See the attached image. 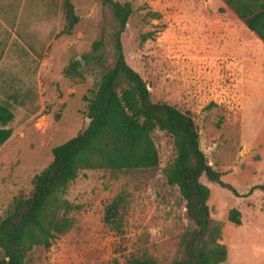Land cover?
<instances>
[{
    "label": "rangeland",
    "instance_id": "rangeland-1",
    "mask_svg": "<svg viewBox=\"0 0 264 264\" xmlns=\"http://www.w3.org/2000/svg\"><path fill=\"white\" fill-rule=\"evenodd\" d=\"M127 1L131 14L120 34L126 63L146 82L153 100L187 110L198 131L207 163L235 192L208 181L210 215L222 221L227 250L220 264H264V44L221 0ZM78 21L69 34L60 0H14L0 7V106L9 129L0 144V217L12 198L26 193L33 174L51 159V147L87 124L88 93L102 66L91 58L82 78L63 68L90 53V44L112 21L102 0H71ZM158 13L152 16L151 13ZM150 31L141 41L140 33ZM152 138L159 168L110 173L82 169L63 195L76 208L72 227L34 245L24 264H132L142 253L167 261L177 252L186 225L175 187L164 183L161 168L173 156L171 140L155 129ZM126 199L121 232L103 220L104 206ZM240 212V223L226 219Z\"/></svg>",
    "mask_w": 264,
    "mask_h": 264
},
{
    "label": "trees",
    "instance_id": "trees-1",
    "mask_svg": "<svg viewBox=\"0 0 264 264\" xmlns=\"http://www.w3.org/2000/svg\"><path fill=\"white\" fill-rule=\"evenodd\" d=\"M245 26L264 44V0H222ZM112 16L101 34L90 44V53L70 59L63 74L82 78V64L94 58L102 66L98 80L88 90L85 127L65 141L51 147V159L30 180L26 193L18 192L0 217V264H24L25 254L34 245L48 248L51 239L67 232L73 224L70 213L76 208L63 197L67 185L82 169H106L110 173L133 170L153 172L159 168L158 151L152 138L155 129L171 140L173 156L160 169L164 183L175 187L183 203L187 221L177 237V252L159 262L142 253L132 264H220L227 250L220 242L222 221L210 215L209 188L203 175L235 192L221 180V173L207 163L198 145V131L192 116L173 104L153 100L146 82L125 61L120 34L131 14L127 1L102 0ZM64 20L62 32L69 34L78 21L71 0H60ZM157 16L158 13H151ZM151 32L140 33L141 41ZM8 114L0 106V122ZM9 129L0 128V144ZM264 192V184H256ZM126 199L117 194L104 206L103 220L121 232ZM226 219L238 225L240 212L231 207Z\"/></svg>",
    "mask_w": 264,
    "mask_h": 264
},
{
    "label": "crops",
    "instance_id": "crops-1",
    "mask_svg": "<svg viewBox=\"0 0 264 264\" xmlns=\"http://www.w3.org/2000/svg\"><path fill=\"white\" fill-rule=\"evenodd\" d=\"M222 6L223 8H225L226 10H228V12L232 13L233 15L236 16V14L233 12V10L227 6L222 0ZM0 7H5L8 8L10 7V9H14V0H0ZM237 17V16H236ZM238 18V17H237ZM241 20V19H240ZM242 21V20H241ZM243 25L245 26L244 22L242 21ZM251 31V30H250Z\"/></svg>",
    "mask_w": 264,
    "mask_h": 264
},
{
    "label": "water",
    "instance_id": "water-1",
    "mask_svg": "<svg viewBox=\"0 0 264 264\" xmlns=\"http://www.w3.org/2000/svg\"><path fill=\"white\" fill-rule=\"evenodd\" d=\"M86 119H87V122H88V117H86Z\"/></svg>",
    "mask_w": 264,
    "mask_h": 264
}]
</instances>
